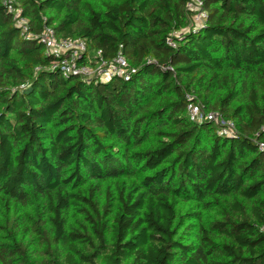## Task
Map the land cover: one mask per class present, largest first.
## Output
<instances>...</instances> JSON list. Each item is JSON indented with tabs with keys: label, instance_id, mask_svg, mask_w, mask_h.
Here are the masks:
<instances>
[{
	"label": "trees",
	"instance_id": "1",
	"mask_svg": "<svg viewBox=\"0 0 264 264\" xmlns=\"http://www.w3.org/2000/svg\"><path fill=\"white\" fill-rule=\"evenodd\" d=\"M186 1L11 0L136 68L102 81L53 69L0 0V264H264V0H202L175 36Z\"/></svg>",
	"mask_w": 264,
	"mask_h": 264
},
{
	"label": "built area",
	"instance_id": "2",
	"mask_svg": "<svg viewBox=\"0 0 264 264\" xmlns=\"http://www.w3.org/2000/svg\"><path fill=\"white\" fill-rule=\"evenodd\" d=\"M7 11L13 16L15 24L19 26L22 33H26V38L38 39L46 48L47 54H52L58 58L52 64L53 69H58L64 76L78 75L85 80L100 79L108 81L113 76L128 79L136 71L124 55L118 52L111 60L102 58L101 51L97 50L94 55L87 52V43L84 38L57 37L53 27L44 22L43 29L39 34L28 32V20L22 16L21 9L11 4V0H3ZM189 17V25L186 29L176 31L173 34L178 36L188 28L196 29L204 24L207 19V11L203 7L202 0H187L185 5ZM45 19V18H44ZM168 43L173 45L172 39ZM86 54L87 62H80L83 55ZM189 100L186 112L191 121L200 123L202 121L213 122L216 126V133L224 136H231L236 133V125L233 120L224 118L215 111L205 110L200 102L194 101L189 94L186 95Z\"/></svg>",
	"mask_w": 264,
	"mask_h": 264
}]
</instances>
